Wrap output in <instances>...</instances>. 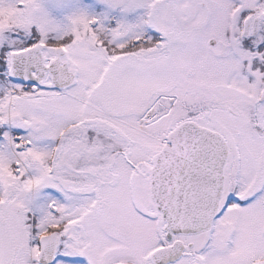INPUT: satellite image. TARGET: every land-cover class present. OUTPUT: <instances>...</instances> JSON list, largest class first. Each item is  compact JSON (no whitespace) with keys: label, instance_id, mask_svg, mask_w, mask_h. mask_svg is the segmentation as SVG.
<instances>
[{"label":"snow or ice","instance_id":"1","mask_svg":"<svg viewBox=\"0 0 264 264\" xmlns=\"http://www.w3.org/2000/svg\"><path fill=\"white\" fill-rule=\"evenodd\" d=\"M0 264H264V0H0Z\"/></svg>","mask_w":264,"mask_h":264}]
</instances>
